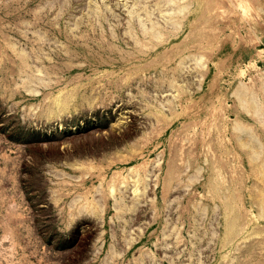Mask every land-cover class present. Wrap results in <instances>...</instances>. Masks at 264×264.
I'll list each match as a JSON object with an SVG mask.
<instances>
[{"label": "rangeland", "instance_id": "obj_1", "mask_svg": "<svg viewBox=\"0 0 264 264\" xmlns=\"http://www.w3.org/2000/svg\"><path fill=\"white\" fill-rule=\"evenodd\" d=\"M0 264H264V0H0Z\"/></svg>", "mask_w": 264, "mask_h": 264}, {"label": "bare ground", "instance_id": "obj_2", "mask_svg": "<svg viewBox=\"0 0 264 264\" xmlns=\"http://www.w3.org/2000/svg\"><path fill=\"white\" fill-rule=\"evenodd\" d=\"M248 4V3H247ZM239 5H240V3H239ZM242 7V6H241ZM247 7V6H246ZM245 8V7H244ZM246 10V9H245Z\"/></svg>", "mask_w": 264, "mask_h": 264}]
</instances>
